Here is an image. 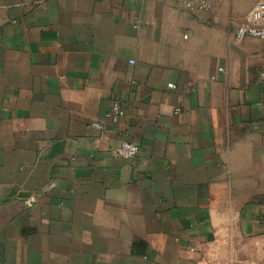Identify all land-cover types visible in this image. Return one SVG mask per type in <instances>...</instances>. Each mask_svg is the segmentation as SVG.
I'll return each instance as SVG.
<instances>
[{
    "label": "crops",
    "instance_id": "0c3cea01",
    "mask_svg": "<svg viewBox=\"0 0 264 264\" xmlns=\"http://www.w3.org/2000/svg\"><path fill=\"white\" fill-rule=\"evenodd\" d=\"M257 1L0 0V264H264Z\"/></svg>",
    "mask_w": 264,
    "mask_h": 264
},
{
    "label": "built area",
    "instance_id": "2783aa9c",
    "mask_svg": "<svg viewBox=\"0 0 264 264\" xmlns=\"http://www.w3.org/2000/svg\"><path fill=\"white\" fill-rule=\"evenodd\" d=\"M184 11L196 12L209 10L213 6V0H181ZM237 38L254 36L264 41V0H258L253 8L245 16L244 21L235 30ZM222 69V68H220ZM169 87H176L174 83H169ZM125 115L123 104L116 100L107 111L106 117L113 123H119ZM92 125L99 129H105V121H93ZM140 151V144L134 140H123L118 146L112 149L113 155L118 159L134 158Z\"/></svg>",
    "mask_w": 264,
    "mask_h": 264
}]
</instances>
